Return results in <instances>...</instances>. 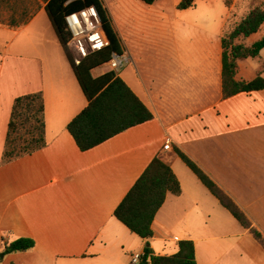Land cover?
<instances>
[{
  "label": "crops",
  "instance_id": "0c3cea01",
  "mask_svg": "<svg viewBox=\"0 0 264 264\" xmlns=\"http://www.w3.org/2000/svg\"><path fill=\"white\" fill-rule=\"evenodd\" d=\"M47 1L0 0V253L16 239L34 241L32 250L2 256L0 264H129L145 241L113 213L155 158L180 186L153 221L148 243L155 256L174 255L179 241H192L196 264H264V246L253 235L264 239V91L222 97L225 24L232 17L237 25L243 14L231 15L223 0H195L184 26L197 30L199 43L153 44L145 37L153 29L165 35L172 25L167 0H102L113 24L118 20L128 59L117 76L153 118L82 152L67 125L87 100L45 13ZM262 36L264 25L245 45ZM262 56L264 50L257 64L239 62L236 80L264 77ZM96 70L94 78L106 72ZM38 93L45 146L2 163L15 99ZM166 139L170 151L162 150ZM176 150L217 185L248 228Z\"/></svg>",
  "mask_w": 264,
  "mask_h": 264
},
{
  "label": "trees",
  "instance_id": "16d2710c",
  "mask_svg": "<svg viewBox=\"0 0 264 264\" xmlns=\"http://www.w3.org/2000/svg\"><path fill=\"white\" fill-rule=\"evenodd\" d=\"M68 1L48 0L44 10L87 100V106L67 125V131L77 147L85 152L132 127L151 120L153 116L113 71H107L95 78L92 76L94 70L101 69L110 62L112 55L121 56L125 51L115 31L111 14L103 1L76 0L66 5ZM139 1L146 5H153L160 0ZM194 4L195 0H180L176 8L187 10L193 8ZM224 4L227 7L228 2L225 0ZM87 7L95 9L109 44L101 51L85 58L79 65H75L67 46L70 34L66 29L65 17ZM262 25H264V3L257 4L250 9L232 31L223 36L221 80L224 99L239 93L264 91V77L260 73L248 82L236 80L238 63L247 59H255L264 50V36L251 45H245V40L258 33ZM44 146L41 94L16 98L8 123L2 163L35 152ZM176 154L241 226L248 228L246 217L239 212L217 185L184 154L178 150ZM179 193L180 186L171 168L159 158H155L114 210L113 217L132 234L145 241L140 264L143 262L147 264H196L192 241H179L177 252L171 256H155L148 243L152 238L153 221L166 195L177 196ZM253 235L264 246V239L258 233H253ZM33 248V240L19 238L3 245L0 257L24 253Z\"/></svg>",
  "mask_w": 264,
  "mask_h": 264
},
{
  "label": "built area",
  "instance_id": "2783aa9c",
  "mask_svg": "<svg viewBox=\"0 0 264 264\" xmlns=\"http://www.w3.org/2000/svg\"><path fill=\"white\" fill-rule=\"evenodd\" d=\"M65 24L70 39L67 44L69 52L74 55L75 65H79L85 58L95 54L108 46V39L101 27L98 15L93 7L73 12L65 17ZM128 62L125 55H112L107 64L109 71L118 74L120 69ZM163 151L171 150V141L166 139ZM142 254L131 256L129 264H140Z\"/></svg>",
  "mask_w": 264,
  "mask_h": 264
},
{
  "label": "rangeland",
  "instance_id": "374dc122",
  "mask_svg": "<svg viewBox=\"0 0 264 264\" xmlns=\"http://www.w3.org/2000/svg\"><path fill=\"white\" fill-rule=\"evenodd\" d=\"M167 1H168V5L166 8L168 9V11H167L168 16L170 17V19L172 21V25L170 26V29H167L165 35H161L159 32L157 33L158 30L156 31V29H153L150 32V35L145 37V40L148 43H153V44L154 43H160L161 41H165V42L171 41V42L179 43V44H182V43L187 44L190 42L199 43L197 30H194L193 27L188 28L187 26H184V21H186L187 18H194L193 13L196 11L195 8L193 7V8H190L189 10H187L188 11L187 16H186V14L185 15H179L178 13L180 10L177 11L176 6L175 7L172 6V3L175 0H167ZM226 2H228V5H227L228 8H231V6H232L231 15H237L238 13H242L243 17L249 12L250 9L255 7L257 4L264 3L261 0H250L248 2L237 1L235 4L233 3V0H226ZM144 5H146V4H144ZM147 6H149V5H147ZM33 8H35L34 5H33ZM197 8H198V6H197ZM194 15H195V13H194ZM234 21H236V20H233L232 17H229L227 24H225L224 35H227L229 32H231L232 29L236 26L237 22L235 23ZM114 24H115L114 28L116 26L115 31L118 34V28H117L118 27V20L116 21V23L114 22ZM69 53L72 57L74 56V55H72L71 52H69ZM262 57H264V56H262ZM255 59H253L255 62H253V61L252 62L256 63V64L259 63V61L255 60ZM105 70H106V72L109 71V68L107 65H105L103 68L98 69L96 71H97V73H100V72H103ZM35 125H37V124H35Z\"/></svg>",
  "mask_w": 264,
  "mask_h": 264
},
{
  "label": "water",
  "instance_id": "95a60500",
  "mask_svg": "<svg viewBox=\"0 0 264 264\" xmlns=\"http://www.w3.org/2000/svg\"><path fill=\"white\" fill-rule=\"evenodd\" d=\"M74 1H76V0H69V1L66 3V5H68V4H70V3L74 2ZM1 258H2V256H1ZM143 264H147V262H143Z\"/></svg>",
  "mask_w": 264,
  "mask_h": 264
}]
</instances>
